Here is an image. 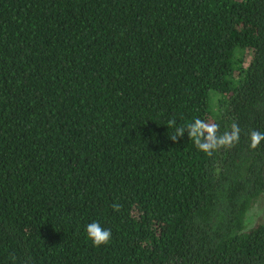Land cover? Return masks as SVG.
Segmentation results:
<instances>
[{"label": "trees", "instance_id": "obj_1", "mask_svg": "<svg viewBox=\"0 0 264 264\" xmlns=\"http://www.w3.org/2000/svg\"><path fill=\"white\" fill-rule=\"evenodd\" d=\"M173 118L239 142L209 156ZM252 130L264 0H0V264H264Z\"/></svg>", "mask_w": 264, "mask_h": 264}, {"label": "clouds", "instance_id": "obj_2", "mask_svg": "<svg viewBox=\"0 0 264 264\" xmlns=\"http://www.w3.org/2000/svg\"><path fill=\"white\" fill-rule=\"evenodd\" d=\"M167 128L174 129L168 137L171 141L179 142L187 134L189 140L194 143L196 148L209 156L222 147L235 146L240 139V128L235 122H233L230 131L223 133H220L218 124L200 118H195L192 122L181 126H177L176 120L173 118L168 121ZM249 137L250 148L256 149L261 141L264 140V132L252 130L249 133ZM112 208L118 212L121 209V205L114 202ZM85 230L88 239L96 247L108 244L112 238L111 230L104 228L98 221L87 224Z\"/></svg>", "mask_w": 264, "mask_h": 264}, {"label": "rangeland", "instance_id": "obj_3", "mask_svg": "<svg viewBox=\"0 0 264 264\" xmlns=\"http://www.w3.org/2000/svg\"><path fill=\"white\" fill-rule=\"evenodd\" d=\"M214 100L211 99L212 107L214 106ZM213 102V103H212ZM264 220V212L260 199H256L251 206L248 208L245 216V225L249 226L254 222L263 221Z\"/></svg>", "mask_w": 264, "mask_h": 264}]
</instances>
